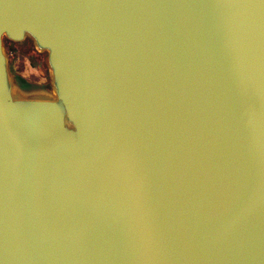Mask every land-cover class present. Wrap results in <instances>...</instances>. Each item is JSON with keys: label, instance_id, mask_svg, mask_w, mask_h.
<instances>
[{"label": "water", "instance_id": "water-1", "mask_svg": "<svg viewBox=\"0 0 264 264\" xmlns=\"http://www.w3.org/2000/svg\"><path fill=\"white\" fill-rule=\"evenodd\" d=\"M0 264H264V0H0Z\"/></svg>", "mask_w": 264, "mask_h": 264}, {"label": "rangeland", "instance_id": "rangeland-1", "mask_svg": "<svg viewBox=\"0 0 264 264\" xmlns=\"http://www.w3.org/2000/svg\"><path fill=\"white\" fill-rule=\"evenodd\" d=\"M4 45L6 52L10 55L9 63L16 76L30 84H38L46 89L50 87L45 54L36 52L29 40L21 44L5 40Z\"/></svg>", "mask_w": 264, "mask_h": 264}]
</instances>
